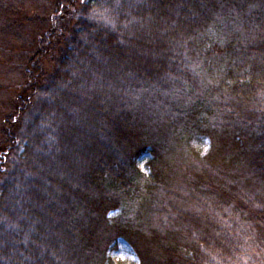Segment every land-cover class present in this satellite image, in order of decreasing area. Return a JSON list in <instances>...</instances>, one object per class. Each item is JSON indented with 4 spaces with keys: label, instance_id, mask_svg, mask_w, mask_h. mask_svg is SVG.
<instances>
[{
    "label": "trees",
    "instance_id": "1",
    "mask_svg": "<svg viewBox=\"0 0 264 264\" xmlns=\"http://www.w3.org/2000/svg\"><path fill=\"white\" fill-rule=\"evenodd\" d=\"M24 10L0 0L22 78L0 116V264H115L117 240L137 264L264 263V0ZM194 131L209 154L168 169Z\"/></svg>",
    "mask_w": 264,
    "mask_h": 264
},
{
    "label": "rangeland",
    "instance_id": "2",
    "mask_svg": "<svg viewBox=\"0 0 264 264\" xmlns=\"http://www.w3.org/2000/svg\"><path fill=\"white\" fill-rule=\"evenodd\" d=\"M44 5H45V0H24V9H25L24 11L28 15L33 14L35 16V15L42 12ZM102 16H103V14H102ZM102 16L100 15L99 18L102 19ZM220 24H222V23H220ZM215 32L220 36V38L222 37V33H223L222 30L215 31ZM1 33H4L5 35H2ZM14 33L16 34V32H14ZM27 33H28V31L25 33L23 30L24 37L27 35ZM18 35H19V33H18ZM4 37L7 38L8 34L6 33L5 30L1 31V29H0V116L2 115V113L7 111L8 109H10L9 104L11 102V99L14 98L20 84L22 83L21 73L16 66L17 58H18V56H20L18 54L20 52V48L18 46L13 45L14 43L9 38L10 36L8 37L9 39L7 38L5 42H4V40H2V38H4ZM189 86L190 85H188V87ZM192 92H193V94H192L193 96L196 95L197 93H200V95L202 93L199 90L197 92L196 89H193ZM144 101L150 107V109L154 108L153 110L149 111L148 113H150V114L156 113V107H157L159 101L156 99V100H154V102L149 103L151 101L147 98H145ZM175 114L176 113L172 112V113L164 115V116L169 117V120L171 118L173 120H178V126L180 128H182V126L186 127L185 119L187 117L185 118V117H182V115H180V114H177V115H175ZM164 120L165 119H162V121H164ZM82 144H83V147H84V145H86V144H84V141L82 142ZM187 144H188L187 146L177 145L174 148V150L172 149L173 152H176L177 150L182 151V155H180V156H177L175 154L172 155V154H170L171 152L165 156H162L163 158H168L167 159L168 161L166 162L168 167H169L168 169L175 170L174 172H176V170H178L181 166H183L180 163L181 162L183 163L185 161L184 157H189L192 153L193 159H197V158L199 159V158H202V157H205L206 155H208L210 150H211L210 149V145H211L210 139H208L202 135H199L195 131L190 134V137L187 140ZM74 147L76 148V145L72 146V149H74ZM165 151H166L165 148H164V151H162V152L160 150V154L164 155ZM89 153H90V151L87 152V154H89ZM176 153H178V151ZM146 159H147V155L141 157L140 159H138V164H137L140 171L144 172V173H146V169L144 168V163H145ZM170 160H172V161H170ZM184 164H185V162H184ZM177 166H179V167H177ZM184 168H182V171L184 170ZM170 189L172 192H176V188L174 189L173 187L170 186ZM178 192H181V190L178 189ZM253 192L254 193L264 192V182H261V183L259 182V184H257L256 186H253ZM168 199L172 200L173 203H176V205L178 207L181 206L182 202H179L176 199L175 195H173V194H171L170 196L168 195L167 200ZM198 205L199 204H194V203L192 204L193 208H198ZM115 213L116 212L110 213L108 216H112ZM246 248H247V246H246ZM107 256L115 264H137V262H138L137 257L135 255V253L133 252V250L123 240H117L115 245L107 252ZM257 263L259 264V262H257ZM261 264H264V263L262 262Z\"/></svg>",
    "mask_w": 264,
    "mask_h": 264
}]
</instances>
